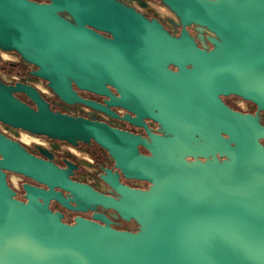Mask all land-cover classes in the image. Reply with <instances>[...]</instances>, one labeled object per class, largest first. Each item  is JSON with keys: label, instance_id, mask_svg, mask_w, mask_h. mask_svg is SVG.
<instances>
[{"label": "water", "instance_id": "water-1", "mask_svg": "<svg viewBox=\"0 0 264 264\" xmlns=\"http://www.w3.org/2000/svg\"><path fill=\"white\" fill-rule=\"evenodd\" d=\"M159 1L178 17L180 35L119 0H0V48L36 66L61 101L108 111L75 86L164 132L147 128V139L54 111L34 86L0 81L1 123L74 145L95 141L127 178L150 183L134 189L107 169L121 198L105 196L0 132V264H264V126L222 100L237 95L264 109V0ZM193 24L202 46L187 30ZM8 172L103 204L139 230L66 224L39 200H62L58 193L26 184L23 202Z\"/></svg>", "mask_w": 264, "mask_h": 264}, {"label": "flooded vegetation", "instance_id": "flooded-vegetation-1", "mask_svg": "<svg viewBox=\"0 0 264 264\" xmlns=\"http://www.w3.org/2000/svg\"><path fill=\"white\" fill-rule=\"evenodd\" d=\"M35 1L50 2V0ZM119 1L125 6L134 9L137 13L141 14L147 19H158L160 23H162L171 33L180 35L182 25L180 24L178 17L175 15V18L172 16H166L165 18L159 13L158 5L166 6L162 1ZM168 9L170 10V8ZM64 16L67 17L68 15L64 14ZM187 30L198 40L199 45L202 46V42L199 40L198 26L195 24L189 25L187 26ZM96 31L105 36H111L104 31L97 29ZM203 35L205 37L206 45L209 49H212L213 45L210 43L209 37L213 36V34H211L209 31H205ZM170 68L177 70V68H175L173 65H171ZM37 69L38 68L36 66L25 61L18 52L7 51L0 48V81L8 85L23 83L34 86L44 95L54 111L95 119L97 121L104 122L113 128H118L120 130L127 131L147 139H149V132L147 128L150 129L153 134L164 135L160 124L151 119L143 120L147 128L143 125H136L130 122L128 119H126L128 112L125 109L107 104V101L109 100L108 96L100 95L90 91L79 90L74 86L75 90L82 98L99 103V105H102L108 111L93 108L84 103H65L61 101L54 92L53 97H49L46 93L42 92L36 84L37 82H41L44 86L49 88L48 82L46 80L37 77L33 73ZM107 88L112 93L116 94V90L112 86L107 85ZM16 95L23 101L35 107V104L26 94L17 93ZM222 100L228 107L236 112L257 117L259 122L264 126V109H260L254 102L246 100L237 95L222 96ZM132 117L134 116L132 115ZM22 131L24 130L13 128L4 123H1L0 126L1 133L21 142L24 146H26L27 151L32 155L53 163L71 180L88 185L100 194L115 199L121 198V195L103 178V176L107 173V169H109L112 174L118 175L119 182L125 186L143 190L148 189L150 186V183L147 181L127 178L120 171V169L115 166V161L109 155V153L95 141H92L91 143L79 142L78 144L74 145L67 141L49 138L45 135H35L36 137L40 138V140L33 138L27 142L20 138ZM200 142L202 143L203 140H200ZM261 142L264 144L263 139H261ZM139 149L142 154L150 155V152L143 146L140 145ZM217 156L220 160L225 158L220 154ZM187 159L189 161L195 160V158L191 156L187 157ZM198 160L206 161V159L203 157H199ZM12 176H15L16 178L14 181L12 180ZM7 178L9 185L16 192V198L23 202L28 201L27 191L25 189L26 184L43 189L45 191L58 193L62 200L57 198H51L47 201L43 199L39 200L45 203V205L53 213L57 214L66 224L74 225L78 218H85L100 224H108L119 230H127L132 232L139 230V225L134 219H124L116 210L108 208L98 202H89L85 198L76 196L71 192L59 187L50 189L47 185L21 174L8 172Z\"/></svg>", "mask_w": 264, "mask_h": 264}, {"label": "rangeland", "instance_id": "rangeland-1", "mask_svg": "<svg viewBox=\"0 0 264 264\" xmlns=\"http://www.w3.org/2000/svg\"><path fill=\"white\" fill-rule=\"evenodd\" d=\"M159 7V13L161 14V16L165 17L166 16H172V17H176L175 14L169 10L166 6H161V5H158ZM38 85V87L41 89L42 92L46 93L49 97H53L54 93L51 89L47 88L46 86L43 85V83L41 82H37L36 83ZM0 126H1V123H0ZM22 135L20 136V138L23 140V141H27L30 140V139H36V140H40V138L28 133V132H24L22 131L21 133ZM16 178L15 176H12V180L14 181Z\"/></svg>", "mask_w": 264, "mask_h": 264}, {"label": "built area", "instance_id": "built-area-1", "mask_svg": "<svg viewBox=\"0 0 264 264\" xmlns=\"http://www.w3.org/2000/svg\"><path fill=\"white\" fill-rule=\"evenodd\" d=\"M27 132V131H26ZM29 133V132H28ZM31 134V133H30ZM32 135H34V134H32ZM35 136V135H34Z\"/></svg>", "mask_w": 264, "mask_h": 264}, {"label": "bare ground", "instance_id": "bare-ground-1", "mask_svg": "<svg viewBox=\"0 0 264 264\" xmlns=\"http://www.w3.org/2000/svg\"><path fill=\"white\" fill-rule=\"evenodd\" d=\"M90 202V201H89Z\"/></svg>", "mask_w": 264, "mask_h": 264}]
</instances>
